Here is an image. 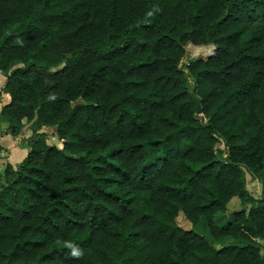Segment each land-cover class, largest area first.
Masks as SVG:
<instances>
[{"label": "trees", "instance_id": "16d2710c", "mask_svg": "<svg viewBox=\"0 0 264 264\" xmlns=\"http://www.w3.org/2000/svg\"><path fill=\"white\" fill-rule=\"evenodd\" d=\"M0 73V264H264V0H0Z\"/></svg>", "mask_w": 264, "mask_h": 264}, {"label": "rangeland", "instance_id": "374dc122", "mask_svg": "<svg viewBox=\"0 0 264 264\" xmlns=\"http://www.w3.org/2000/svg\"><path fill=\"white\" fill-rule=\"evenodd\" d=\"M186 49H187V53L184 56V58L182 59L183 64H186L190 60H194L197 58L207 59L211 54H213L215 47H214V45H195V44L190 43V44H188ZM63 66H64V64H62L60 66V68ZM191 84H192V80H191ZM0 98H1V94H0ZM0 133H2V131H0ZM48 137H49L50 143L53 142L52 144H56V143L61 144V140L57 137L56 131H54L53 129L48 130ZM17 139L20 142L23 139V137L19 136ZM221 148L224 150L225 155H226L227 149H225L224 144H221ZM4 153H5V151L0 146V158L3 156ZM0 170H3V169L0 168ZM247 180H248V189L250 190V192L256 198L262 197V192H263L262 181L260 179L255 178L254 176H252L249 172H247ZM241 206L242 205H241L240 200L238 198L233 199L228 205V211L227 212H219L215 215L216 224H218L219 226H225L226 224H228L230 221L233 220V211L236 209H239ZM245 208H247V210H249V208H251V206L246 204ZM177 222L184 229H191L192 228V224L188 220H186L185 217L182 215H180L178 217ZM194 230L197 233L205 236L207 238L209 244L214 248H220L222 246H225L228 244H233V243L240 244V245L245 244L244 240H239V239H235V238H231V237H228V238L222 237L220 239H215L211 235L209 227L207 225V221L205 219L200 221V223L194 228Z\"/></svg>", "mask_w": 264, "mask_h": 264}, {"label": "crops", "instance_id": "0c3cea01", "mask_svg": "<svg viewBox=\"0 0 264 264\" xmlns=\"http://www.w3.org/2000/svg\"><path fill=\"white\" fill-rule=\"evenodd\" d=\"M5 82H6V77L0 73V94H1L0 109L2 106L9 103L11 100L10 94L7 93L3 89ZM3 127H4L3 123H0V131H2V133H0V146L5 151L3 156L0 158L1 159L0 160V168H2V169H4V167L7 163H11L13 166H16L19 162H21L27 156L28 151H29L26 144L19 142L17 138L12 137L10 134H5L2 130ZM50 129H53L54 131H56V129L53 127L44 126L42 128V130L47 132V133H48V130H50ZM31 134H32L31 123H27L22 128V132H21L20 136L23 138H28ZM63 142L64 141L61 140V144H57V143L56 144L59 147H62ZM0 171H2V170H0Z\"/></svg>", "mask_w": 264, "mask_h": 264}, {"label": "water", "instance_id": "95a60500", "mask_svg": "<svg viewBox=\"0 0 264 264\" xmlns=\"http://www.w3.org/2000/svg\"><path fill=\"white\" fill-rule=\"evenodd\" d=\"M191 97H192L193 102L195 103V106H196L197 112H198V113H201V112H202V106H201L200 99L197 98L196 96H194L193 94H192Z\"/></svg>", "mask_w": 264, "mask_h": 264}, {"label": "clouds", "instance_id": "9594fccd", "mask_svg": "<svg viewBox=\"0 0 264 264\" xmlns=\"http://www.w3.org/2000/svg\"><path fill=\"white\" fill-rule=\"evenodd\" d=\"M73 254L74 255H79V253L76 251V249H73Z\"/></svg>", "mask_w": 264, "mask_h": 264}]
</instances>
